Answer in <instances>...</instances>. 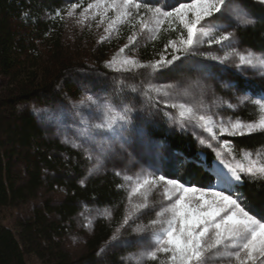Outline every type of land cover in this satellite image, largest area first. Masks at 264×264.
<instances>
[{
    "label": "trees",
    "instance_id": "trees-1",
    "mask_svg": "<svg viewBox=\"0 0 264 264\" xmlns=\"http://www.w3.org/2000/svg\"><path fill=\"white\" fill-rule=\"evenodd\" d=\"M90 2L0 0V211L37 197L43 188L64 191L61 201L47 199L34 206L30 216L18 222V232L0 221V264H29L27 254L36 256L41 264H158L135 262L129 248L105 250L125 216L130 188L123 180L126 170L104 165L89 175L92 163L86 152L49 135L37 119L36 108L70 104L83 94H100L119 109L127 105L132 109L130 127L156 144L160 152L158 173L206 188L215 183L213 166L220 160L199 142L197 131L180 123L179 109L164 102L186 103L197 111L214 113L210 116L217 119L238 116L247 121L253 115L252 106L228 109L227 105L236 104L245 95L252 99L264 96V75L254 77L238 69L232 52L233 48L264 52V4L259 0H232L233 4H243L257 23L237 27L234 19L222 20L223 27L216 34L233 32L235 39L230 44L203 43L194 55L182 57L183 63L177 61L178 67L169 65L155 72L146 68L119 71L109 68L107 60L134 32L135 43L126 53L142 63L159 59L161 54L170 58L171 49L165 50V44L176 39V32L164 28L158 39L151 40L138 24L120 25L119 34L103 42L81 30L79 38L67 43L62 14L73 3L84 8ZM141 2L168 11L190 0ZM57 10L61 16H56ZM208 55H227L229 59L221 63ZM148 85L162 91L151 92L149 98L145 95ZM198 91L204 93L201 100L193 99ZM219 138L231 141L236 156L244 150H264L262 134H221ZM116 172L121 175L116 176ZM120 184L125 188H119ZM234 191L240 194L246 210L258 219L264 217V181L242 176ZM105 210L111 211L110 218L102 215ZM84 214L91 217L92 226L86 232L84 252L73 256L65 239L75 229L76 218Z\"/></svg>",
    "mask_w": 264,
    "mask_h": 264
},
{
    "label": "snow or ice",
    "instance_id": "snow-or-ice-1",
    "mask_svg": "<svg viewBox=\"0 0 264 264\" xmlns=\"http://www.w3.org/2000/svg\"><path fill=\"white\" fill-rule=\"evenodd\" d=\"M259 2L264 4V0ZM79 7L80 4H71L67 15H74L75 9ZM217 13L220 15L216 16ZM56 16H61L60 10L56 11ZM97 16L100 17L99 24H106V35L100 37L101 42L109 39L113 32L118 35L120 25L135 27L138 24L141 32L147 30L150 33L151 40L159 38L165 25H167L165 31L176 32V39H169L165 44V50L171 49L170 58L161 54L159 59L147 63H142L135 57L123 56L125 49L136 40L135 32L128 36V43L107 62L109 68L119 65L117 70L120 71L146 68L155 72L168 68L169 65H176L177 61L183 63L181 58L188 59L194 55L195 50L203 43L227 46L225 42L230 44L235 39V34L233 32L216 34L223 27L220 23L222 20L234 19L237 27H249L257 23L243 4H233L232 0H190L189 3H179L168 11L159 6L152 7L141 0H92L80 13L81 19L78 23H83L89 18L95 20ZM208 18H214L215 22ZM201 37L208 39L205 41ZM232 52L238 60L236 64L238 69L241 67L258 69L264 75V52H241L235 48ZM207 58L219 60L221 63L229 59L227 55L223 57L208 55ZM132 90L135 91L134 88ZM161 91L160 87L148 85L145 95ZM87 101L96 103L92 97H88ZM164 103L167 107L179 109L181 117H195L199 122L198 127L209 134L208 140L198 138L199 142L209 148H213L212 141L217 142L218 147L213 148V151L227 171L222 177L217 178L215 184L206 188L189 186L178 179H168L164 175L123 176L124 181L131 183L127 197L129 202L131 203L134 196H140L143 202L134 205V211L122 218L120 227L110 238V243L119 239L121 228L131 227L130 221L136 224L139 216L154 212L155 218L149 219L147 224H137L131 228V231L140 235L142 240L147 239L150 245L136 258L137 260L158 264H209L210 259H218L225 260L228 264H264V217L258 219L256 215L246 210L239 198L240 194L234 191V186H239L242 182V176L264 181V152L244 150L240 153L241 159L237 161L231 141L225 139L220 142L219 138V134L233 137L264 135V96L252 99L245 95L239 97L236 104L227 105L228 109L252 106L253 115L247 121L238 116L217 121L210 115H200L189 104L167 101ZM131 112L132 109L127 105L117 109L106 101L102 105L103 119L93 127L98 130L97 134L115 135L131 124ZM86 141H91L95 145L91 137H86ZM73 146L81 147L80 144ZM97 150L103 153L105 148L101 145ZM225 152L231 157L230 160L223 158ZM86 155L89 160L93 159L91 151L86 152ZM99 167L97 158V163L89 169V175L96 172ZM115 175L120 176L121 173L116 172ZM83 183L84 180H81V184ZM158 185H163L166 204L149 203V194ZM118 187L124 189L125 185L120 184ZM221 188L223 190H218ZM230 192L232 194H229ZM156 207H159L158 211ZM102 215L110 218L111 211L105 210ZM86 226L91 227L92 220L89 219Z\"/></svg>",
    "mask_w": 264,
    "mask_h": 264
},
{
    "label": "rangeland",
    "instance_id": "rangeland-1",
    "mask_svg": "<svg viewBox=\"0 0 264 264\" xmlns=\"http://www.w3.org/2000/svg\"><path fill=\"white\" fill-rule=\"evenodd\" d=\"M189 3V2H182ZM86 8V7H84ZM83 7H79L75 9V14L72 16L67 15L68 9L64 11L62 14L65 19L66 32L65 36L67 39V43L74 41L79 38L82 34L81 30H87L86 33H90V37H93L96 41L100 40L101 36L106 35L105 27L106 24H99L100 17L97 16L95 20L89 18L83 23H78V20L81 19L80 13L84 9ZM143 9L141 10V12ZM143 13V12H142ZM111 16L112 13L110 12ZM216 15V14H215ZM147 18V17H146ZM210 20H214V18H208ZM99 24V26H98ZM167 28V25L164 26ZM140 30V26H139ZM80 31V32H79ZM147 34H150L147 30H145ZM116 32H113L110 38H114ZM145 35V34H144ZM204 37H201L203 39ZM120 49V48H119ZM118 50L113 52L110 56L109 60H111L117 53ZM123 56H131L125 52ZM122 57H117V59H121ZM238 63V60L236 59ZM182 66H180L181 68ZM119 65L111 69L117 70ZM184 70L187 69L186 65L182 67ZM244 73L251 76H258L261 72L258 69H249L247 67H241ZM120 71V70H119ZM204 89V88H203ZM199 92V91H198ZM203 92H199L197 94L198 97L193 99L201 100L204 96ZM88 95L83 94L79 98L70 102V104L54 106L52 108H42L38 107L35 109V113L38 121L45 126L49 135L53 138L59 139L63 141L65 144L73 146L74 144H80L84 152L91 151L93 154V159H91V163L93 167L97 163V158H99L100 167H116L121 168L123 171L126 170V174L128 176L136 177L137 175H160L156 169H160V152L156 148V144L150 143L144 135L139 133L138 130L131 128L130 125H127L122 132L117 133L115 135L112 134H97V129L93 127V125L100 123L103 119L102 113V105L104 103L110 102L108 98L103 97L102 95ZM88 97H92L95 104H92L87 101ZM81 101H85V103H81ZM217 102V100H215ZM111 103V102H110ZM119 109L118 107H116ZM197 108V107H196ZM180 111V110H179ZM200 115L209 116L214 113H205L204 109H199L197 111ZM213 117V116H212ZM180 123L184 126H188L189 130L197 131L200 139H209V134L205 132L203 129L198 127L199 122L195 119V117H181L179 115ZM217 121L220 119L227 120L228 117H221L217 119L215 116L213 117ZM221 135V134H219ZM227 135V134H222ZM86 137H91L92 140L95 141V145L91 141H86ZM223 140L220 138V142ZM213 148L218 147L217 142L212 141ZM103 146L105 151L101 153L98 151V146ZM203 146L207 147L205 144ZM209 148V147H207ZM213 148H210L213 150ZM264 152V150H260ZM239 156H235L236 160L239 161L241 159L240 153ZM225 160H230L231 157L225 152L224 157ZM219 165H223L220 162H215L213 166L214 175L216 174L215 183L220 174L222 177L223 174L227 170H223ZM118 168V169H119ZM130 183V182H129ZM214 183V184H215ZM131 186V183H130ZM218 190H223L218 189ZM229 194H232L231 192ZM64 198V191L62 189L48 190L43 188L38 193V196L30 199L24 203H18L13 206H8L3 208L0 211V221L12 228L15 232L17 230V224L20 220L26 219L30 216L31 210L34 206L39 204L41 201L50 199L53 202H59ZM240 198V197H239ZM149 203L153 205H159L160 203L166 204L167 201L164 200L163 196V185H158L154 187L148 197ZM142 198L140 196H134L131 200H127L125 215L129 212L134 211L133 206L139 203H142ZM156 210H159V207H156ZM155 218L154 212H147L143 216H139L136 220V224H133L131 221L129 226H125L121 228L119 233V239L117 241H112L108 243V246L105 250L111 249H119V248H129V256L135 261L140 262L141 260H137L145 250L148 248L149 242L147 239H141V236L137 233L131 231L132 227H135L137 224H147L149 219ZM91 220V217L87 214L80 215L76 218V227L74 230L69 231L66 237V245L73 256L81 255L84 250V242L87 236V221ZM85 232V233H84ZM116 233V232H115ZM118 246V247H117ZM163 259V256H161ZM27 262L29 264H41L40 260L36 258L34 255L27 254L26 255ZM209 264H228L225 260L218 259H210Z\"/></svg>",
    "mask_w": 264,
    "mask_h": 264
},
{
    "label": "bare ground",
    "instance_id": "bare-ground-1",
    "mask_svg": "<svg viewBox=\"0 0 264 264\" xmlns=\"http://www.w3.org/2000/svg\"><path fill=\"white\" fill-rule=\"evenodd\" d=\"M223 170H227L226 168L223 167V165H219ZM218 177H221L220 174Z\"/></svg>",
    "mask_w": 264,
    "mask_h": 264
}]
</instances>
